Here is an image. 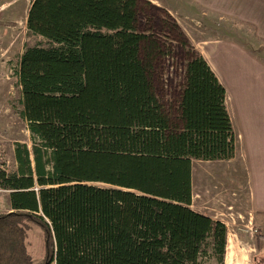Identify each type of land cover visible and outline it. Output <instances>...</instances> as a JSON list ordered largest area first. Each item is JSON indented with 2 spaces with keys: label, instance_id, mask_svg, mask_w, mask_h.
Listing matches in <instances>:
<instances>
[{
  "label": "trees",
  "instance_id": "obj_1",
  "mask_svg": "<svg viewBox=\"0 0 264 264\" xmlns=\"http://www.w3.org/2000/svg\"><path fill=\"white\" fill-rule=\"evenodd\" d=\"M146 3L31 2L27 32L47 46L25 48L14 73L32 145L16 143L15 171L0 169L10 208L0 264H33L32 223L42 264H223L225 225L190 206L193 162L238 150L225 90L182 36L187 64L170 118L150 81L162 46L138 30Z\"/></svg>",
  "mask_w": 264,
  "mask_h": 264
},
{
  "label": "rangeland",
  "instance_id": "obj_2",
  "mask_svg": "<svg viewBox=\"0 0 264 264\" xmlns=\"http://www.w3.org/2000/svg\"><path fill=\"white\" fill-rule=\"evenodd\" d=\"M32 1L0 0V169L9 173L15 171L16 143L32 145L27 125L21 117L20 90L13 72L25 48L47 46L27 32L26 17ZM147 3L140 7L138 30L153 36L162 46L163 54L150 62V81L155 96L172 120L177 117L176 108L187 64L178 41L184 36L199 53L196 43L206 34L199 25L186 24L184 15H189L204 28L209 27V22L218 23L219 29H210L208 34L236 41L264 57V43L256 39L254 29L228 25L217 17H200L196 9L186 7L183 0H156V3L171 7L175 15L184 20L181 21L182 28L163 7ZM243 169L242 158L236 155L231 161H194L190 209L225 225L228 241L223 264H264V228L251 218ZM1 201L0 207L10 210L8 196ZM28 225V253L33 264H42L43 232L33 223ZM201 263L218 264L215 259L208 258H202Z\"/></svg>",
  "mask_w": 264,
  "mask_h": 264
},
{
  "label": "crops",
  "instance_id": "obj_3",
  "mask_svg": "<svg viewBox=\"0 0 264 264\" xmlns=\"http://www.w3.org/2000/svg\"><path fill=\"white\" fill-rule=\"evenodd\" d=\"M143 1L163 7L182 28L181 21L185 20L186 24L199 25L206 31L195 47L225 90L226 109L238 139L236 157L243 161L250 215L264 228L261 224L264 223V57L236 41L208 34L210 29H219L216 22H209V27L204 28L189 15L180 20L166 4ZM183 3L195 8L200 17H217L228 25L254 29L256 39L264 43V0H183Z\"/></svg>",
  "mask_w": 264,
  "mask_h": 264
},
{
  "label": "built area",
  "instance_id": "obj_4",
  "mask_svg": "<svg viewBox=\"0 0 264 264\" xmlns=\"http://www.w3.org/2000/svg\"><path fill=\"white\" fill-rule=\"evenodd\" d=\"M8 195H9V191L0 188V202H2L1 200L4 199V197H6V196H8ZM9 212H10L9 209H5V210H3V209L0 207V214H6V213H9Z\"/></svg>",
  "mask_w": 264,
  "mask_h": 264
},
{
  "label": "bare ground",
  "instance_id": "obj_5",
  "mask_svg": "<svg viewBox=\"0 0 264 264\" xmlns=\"http://www.w3.org/2000/svg\"><path fill=\"white\" fill-rule=\"evenodd\" d=\"M228 241V240H227Z\"/></svg>",
  "mask_w": 264,
  "mask_h": 264
}]
</instances>
